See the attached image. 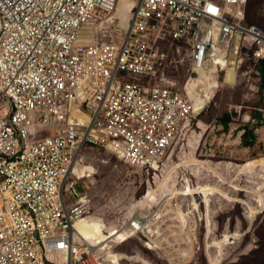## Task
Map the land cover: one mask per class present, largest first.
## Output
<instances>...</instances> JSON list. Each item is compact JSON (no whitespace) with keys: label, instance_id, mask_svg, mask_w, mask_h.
I'll return each instance as SVG.
<instances>
[{"label":"built area","instance_id":"1","mask_svg":"<svg viewBox=\"0 0 264 264\" xmlns=\"http://www.w3.org/2000/svg\"><path fill=\"white\" fill-rule=\"evenodd\" d=\"M249 4L137 0L124 29L115 0H0V264H106L71 232L91 212L75 167L97 146L151 169L192 131L201 86L232 71L260 85L264 12L249 24ZM164 39L185 47L182 85Z\"/></svg>","mask_w":264,"mask_h":264},{"label":"rangeland","instance_id":"2","mask_svg":"<svg viewBox=\"0 0 264 264\" xmlns=\"http://www.w3.org/2000/svg\"><path fill=\"white\" fill-rule=\"evenodd\" d=\"M249 9L248 23L260 24L264 0H251ZM162 48L171 62L165 75L182 85L190 78L186 63H178L185 47L164 39ZM218 83L193 117L192 131L174 141L158 169L130 167L102 147L84 151V171L93 177L81 180L76 191L87 195L93 219L101 220L95 223L109 235L105 248L152 264H264V125L242 122L263 101L249 93L244 78ZM67 197L74 200L72 193ZM134 221L143 233L126 240L123 230ZM88 226L91 238L97 230ZM119 230L121 237H110Z\"/></svg>","mask_w":264,"mask_h":264},{"label":"bare ground","instance_id":"3","mask_svg":"<svg viewBox=\"0 0 264 264\" xmlns=\"http://www.w3.org/2000/svg\"><path fill=\"white\" fill-rule=\"evenodd\" d=\"M115 1H116V4H117V7H116V14H115L116 17L114 19L117 20V19L120 18V22H121L120 25L123 26L124 29H127L128 28V15L127 14L129 12V15H130L133 12V10L137 7V1L135 3V6L126 4L125 0H115ZM122 6H125L124 10H120V8ZM115 23H117V21ZM234 66H235V63L232 64V68L233 69H234ZM232 76H233V71H232L231 75L228 77V80H232L233 79ZM84 84H88L87 77H85L82 80V85H84ZM218 85H219V83L214 80L213 82H209V84L206 85L202 89V94L197 95L196 110H198L203 105L207 104L212 99V95H213L214 89ZM196 115H197V113L195 114V116ZM175 140L176 139L172 138V143H174ZM170 147L168 148V150L170 149ZM164 156L160 158V161L157 164L153 165L154 166L153 169H158L160 167L159 164L162 162V159L164 158ZM84 165H85V163H83V164L80 163L79 165H77L75 167L74 174H75L76 177H74V179L78 180V179H84V178L93 177L92 174H90L89 172H85L84 171ZM82 202L90 203L91 201L84 194L82 196ZM85 220H87V222L94 223V221L95 222L96 221H100V218L97 219V220H94L93 216H92V213L90 212V214H88L86 217L75 219L72 222L73 226L71 228L72 229L71 232H72V234H73L75 239H79L80 238L82 241L87 242L88 244H90L92 246L98 247V250L101 253V256H102V254L104 252L105 255H106L105 258L103 259L100 256L103 259L104 263L106 262V264H109V263L110 264H121V261L126 259L127 261L128 260L129 261L135 260L136 262H139L141 264H152L148 260L144 259L142 256L136 255L135 257H131V258L122 256V255L119 256V254L114 253L113 251H110L112 248H110V249L105 248L107 246V244H108L107 240H110L109 239V235H108V237L104 236L100 230H97L95 235L93 237L89 238L93 234V231L89 228L88 223ZM135 223H136V221H134V223H132L130 225V228L127 229V230H123L122 229L127 234L126 240L129 239L128 236H132V235L136 236L139 231H141V233H143L142 225H140L141 228H137L135 226ZM140 224H141V221H140ZM100 227H103V226L100 225ZM122 230H119V231H117V232H115L113 234H110V237H115V238L121 237L120 235H122ZM117 233H119L120 235L117 234ZM117 235H119V236H117ZM106 259H109L110 262L108 263ZM98 261H99L100 264H103L100 260H98Z\"/></svg>","mask_w":264,"mask_h":264},{"label":"clouds","instance_id":"4","mask_svg":"<svg viewBox=\"0 0 264 264\" xmlns=\"http://www.w3.org/2000/svg\"><path fill=\"white\" fill-rule=\"evenodd\" d=\"M241 78H239V79H235V81H233L234 83L236 82H238L239 80H240ZM228 80V79H227ZM262 81L263 80H261V83H260V85H258V84H254V88H250V85H249V93H253V92H255V93H257V94H260V96H261V99H262V101H263V104H261L260 103V105L257 107V108H255V110H254V114H257V115H259V116H255L254 114L252 115V117H251V115H245L242 119H243V121L242 122H250V124H252V125H255L256 127H259L258 126V124L256 123V119H258V118H261V119H263L264 120V118H263V115H264V96H263V92H264V87H262ZM227 83L228 84H231L232 82L230 81V80H228L227 81ZM249 84H250V82H249ZM204 110V109H203ZM202 110V111H203ZM201 111V112H202ZM240 113H238V115H239ZM231 118H232V116H231ZM229 135V134H228ZM227 137V135H224L222 138H221V140L223 139V138H226Z\"/></svg>","mask_w":264,"mask_h":264},{"label":"trees","instance_id":"5","mask_svg":"<svg viewBox=\"0 0 264 264\" xmlns=\"http://www.w3.org/2000/svg\"><path fill=\"white\" fill-rule=\"evenodd\" d=\"M249 6H251V0H250V4H249ZM260 76H261V78H262V87H264V68H261L260 69ZM226 124H227V122H226ZM225 124V125H226ZM227 126V125H226ZM251 138H254L253 136L251 137ZM206 191H209V192H214V190L213 189H209V190H206ZM86 222H87V220H85ZM101 221V220H100ZM89 225H90V223L91 222H87ZM91 225H93L95 228H96V230H99L98 228H99V225L97 224V223H95V221H94V223H91Z\"/></svg>","mask_w":264,"mask_h":264},{"label":"crops","instance_id":"6","mask_svg":"<svg viewBox=\"0 0 264 264\" xmlns=\"http://www.w3.org/2000/svg\"><path fill=\"white\" fill-rule=\"evenodd\" d=\"M125 9V6H122L121 8H120V10H124ZM255 116H259V115H257V114H254ZM256 123L258 124V126H261V125H264V120L263 119H261V118H258V119H256ZM262 139H264V136L262 135ZM261 139V140H262Z\"/></svg>","mask_w":264,"mask_h":264}]
</instances>
